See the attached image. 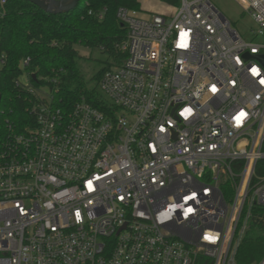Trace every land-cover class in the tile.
Wrapping results in <instances>:
<instances>
[{"label": "built area", "instance_id": "built-area-1", "mask_svg": "<svg viewBox=\"0 0 264 264\" xmlns=\"http://www.w3.org/2000/svg\"><path fill=\"white\" fill-rule=\"evenodd\" d=\"M233 1L248 39L212 0L118 7L103 109L20 75L32 123L0 132V264H238L264 220V0Z\"/></svg>", "mask_w": 264, "mask_h": 264}, {"label": "trees", "instance_id": "trees-1", "mask_svg": "<svg viewBox=\"0 0 264 264\" xmlns=\"http://www.w3.org/2000/svg\"><path fill=\"white\" fill-rule=\"evenodd\" d=\"M158 1L171 7L179 4V0ZM121 6L139 10L140 0H79L73 10L56 14L26 0H0V56L4 58L0 67V132L7 122L17 130L32 123L28 108L34 95L16 84L22 73L29 75L31 87H46L60 107L70 108L83 98L103 109L97 82L105 70L125 57L120 45L126 30L116 17ZM101 10L99 19L96 13ZM76 45L98 48L112 61L93 74V86L88 87L76 65ZM253 213L264 217V207H255ZM251 227L237 249L238 264H252L264 253V220Z\"/></svg>", "mask_w": 264, "mask_h": 264}, {"label": "rangeland", "instance_id": "rangeland-1", "mask_svg": "<svg viewBox=\"0 0 264 264\" xmlns=\"http://www.w3.org/2000/svg\"><path fill=\"white\" fill-rule=\"evenodd\" d=\"M216 7L224 13V15L231 21L232 25L240 32V34L248 39L249 30L254 27V23L250 16L243 12L242 9L233 0H212ZM174 7L166 5L158 0H140L139 17L149 18L153 13H171ZM78 57L76 58V65L79 71L83 74L87 85L93 86L90 78L101 67L110 63L107 54L100 51L98 48H87L81 45H76ZM19 80L24 83L26 78L21 76Z\"/></svg>", "mask_w": 264, "mask_h": 264}, {"label": "water", "instance_id": "water-1", "mask_svg": "<svg viewBox=\"0 0 264 264\" xmlns=\"http://www.w3.org/2000/svg\"><path fill=\"white\" fill-rule=\"evenodd\" d=\"M36 5L41 10L56 14L61 12H69L73 10L79 0H26ZM247 55V54H246ZM32 78H35L32 75Z\"/></svg>", "mask_w": 264, "mask_h": 264}, {"label": "snow or ice", "instance_id": "snow-or-ice-1", "mask_svg": "<svg viewBox=\"0 0 264 264\" xmlns=\"http://www.w3.org/2000/svg\"><path fill=\"white\" fill-rule=\"evenodd\" d=\"M255 71V70H254Z\"/></svg>", "mask_w": 264, "mask_h": 264}]
</instances>
